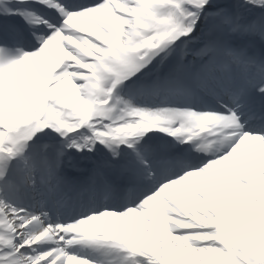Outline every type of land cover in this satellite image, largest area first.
Listing matches in <instances>:
<instances>
[{
  "label": "snow or ice",
  "instance_id": "snow-or-ice-1",
  "mask_svg": "<svg viewBox=\"0 0 264 264\" xmlns=\"http://www.w3.org/2000/svg\"><path fill=\"white\" fill-rule=\"evenodd\" d=\"M0 264H264V0H0Z\"/></svg>",
  "mask_w": 264,
  "mask_h": 264
}]
</instances>
